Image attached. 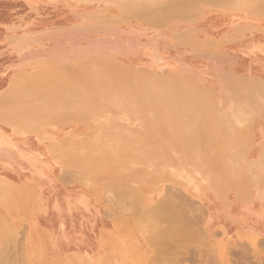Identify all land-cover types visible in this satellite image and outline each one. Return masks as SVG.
Returning a JSON list of instances; mask_svg holds the SVG:
<instances>
[{
	"label": "rangeland",
	"instance_id": "1",
	"mask_svg": "<svg viewBox=\"0 0 264 264\" xmlns=\"http://www.w3.org/2000/svg\"><path fill=\"white\" fill-rule=\"evenodd\" d=\"M0 226V264H264V0H0Z\"/></svg>",
	"mask_w": 264,
	"mask_h": 264
},
{
	"label": "bare ground",
	"instance_id": "2",
	"mask_svg": "<svg viewBox=\"0 0 264 264\" xmlns=\"http://www.w3.org/2000/svg\"><path fill=\"white\" fill-rule=\"evenodd\" d=\"M135 84V86L136 85H139L138 84V82H135L134 83ZM152 87V86H151ZM194 102H195V100H193ZM199 101V100H198ZM198 103V102H197ZM117 194V193H116ZM120 194V193H119ZM119 194H117V195H119ZM120 195H122V194H120ZM162 202H163V200H161ZM160 202V201H159ZM164 203V202H163ZM163 203H162V205H163ZM165 205V204H164ZM191 205V204H190ZM166 207V206H165ZM164 207V208H165ZM163 210H165V209H163ZM154 216H156L155 214H152V213H147V216H146V218H153ZM142 218V217H141ZM181 220V219H180ZM140 221V220H139ZM153 221V220H152ZM177 221V220H176ZM143 222H145V220L143 221ZM142 222V223H143ZM141 224V223H140ZM148 224V223H147ZM150 224H152V222H150ZM177 224V223H176ZM193 224V223H192ZM149 225V224H148ZM147 225V226H148ZM153 225V224H152ZM178 225V224H177ZM177 225H175V226H177ZM143 226V225H142ZM146 226V227H147ZM150 226V225H149ZM153 226H155V224L153 225ZM181 225H178V227H180ZM145 227V226H144ZM178 227H173V228H178ZM201 227V226H200ZM142 228V227H141ZM148 228V227H147ZM150 228V227H149ZM172 228V229H173ZM151 229V228H150ZM157 229V228H156ZM174 229V230H175ZM179 229V228H178ZM177 229V230H178ZM4 230H5V228H4ZM146 230V229H145ZM151 230H153V229H151ZM158 230V229H157ZM170 229H168V231H169ZM179 231V230H178ZM160 232V231H159ZM173 232V231H172ZM176 233H177V231H175ZM145 233V232H144ZM154 233V232H153ZM169 233H171V230H170V232ZM146 234H148V233H146ZM162 234V233H161ZM165 234H167V233H165ZM175 234V233H174ZM178 234V233H177ZM177 234H176V236H177ZM179 234H180V232H179ZM152 235V234H151ZM150 235V236H151ZM154 235V234H153ZM168 235H170V234H168ZM172 235H173V233H172ZM162 236H164V235H162ZM167 236V235H166ZM171 236V235H170ZM191 236H193L192 234H191ZM148 237V236H147ZM149 238V237H148ZM165 238V237H164ZM163 238V239H164ZM168 239V238H167ZM176 239H178V238H176ZM191 239V238H190ZM194 240V239H193ZM5 241H6V237H5V233H4V231H3V228L0 226V250H2V246L5 244ZM153 241V240H152ZM164 245V244H163ZM6 246V245H5ZM6 247H8V244H7V246ZM10 247V246H9ZM5 248V247H4ZM182 251V250H181ZM2 252V251H1ZM174 254V253H173ZM2 255V254H1ZM1 257H3V256H1ZM5 257V256H4ZM13 258V257H12ZM11 258V259H12ZM17 260V259H16ZM8 261H9V259H8ZM10 262H11V260H10ZM4 264V263H3ZM9 264V263H8ZM11 264V263H10Z\"/></svg>",
	"mask_w": 264,
	"mask_h": 264
}]
</instances>
